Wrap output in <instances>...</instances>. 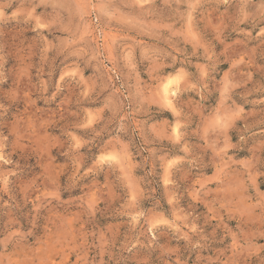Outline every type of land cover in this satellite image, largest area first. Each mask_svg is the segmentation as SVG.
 Here are the masks:
<instances>
[{"label": "clouds", "instance_id": "1", "mask_svg": "<svg viewBox=\"0 0 264 264\" xmlns=\"http://www.w3.org/2000/svg\"><path fill=\"white\" fill-rule=\"evenodd\" d=\"M53 149L67 163L51 169ZM105 170L124 191L119 243L84 227L100 209L71 198L84 177L110 190ZM12 177L16 207L32 208L27 227L0 226V264H41L38 230L66 227L59 209L73 205L79 264H152L157 249L161 264H264V0H0V200ZM41 177L48 190L30 201Z\"/></svg>", "mask_w": 264, "mask_h": 264}, {"label": "rangeland", "instance_id": "2", "mask_svg": "<svg viewBox=\"0 0 264 264\" xmlns=\"http://www.w3.org/2000/svg\"><path fill=\"white\" fill-rule=\"evenodd\" d=\"M49 39L51 37L49 36ZM104 39H108L107 30L105 31ZM36 58H33L35 61ZM60 68L63 69V64L60 65ZM25 69H21L24 71ZM85 75H92L91 72H86ZM60 71H57L55 74V79H59ZM37 78L35 75L32 77V83L36 84ZM24 83H27L24 81ZM12 87V81L10 80L8 84L4 86L5 90H8ZM31 87V85H29ZM73 85L70 82H65L64 91L63 93L57 98L56 103L58 104L60 100L64 99L66 95L69 94V89L72 88ZM102 105L99 102L93 103L90 105V108L96 109L101 107ZM37 107L45 108L43 101L37 102ZM24 111V104L23 102L15 105L10 110V117H14L17 113H22ZM111 139L110 136H105L104 141ZM100 145L97 146L96 149L93 151H98ZM109 155L118 157L116 152H110ZM52 155L56 157L55 160L51 161V164H48L45 161V165L51 169L57 168L67 163L66 160L60 158L57 154V150H52ZM139 159V157H137ZM36 157L33 156L30 160V164H35ZM44 171V168L40 166H36L32 169V171L27 172L23 180L25 182L32 179L33 176H39L40 173ZM142 173H137V175H141ZM12 183L9 185L10 191L8 193H4L2 195V200H0V226L7 225L10 220H15L19 222V225L22 227H27V214L29 210L32 208L31 202L22 208L16 207L18 202H22L23 200V193L20 191V180L16 177L10 178ZM156 180H159L161 183L163 182L162 175L160 177H156ZM108 181H113L111 185H108ZM59 182L61 184H65L67 182V176L61 174L59 176ZM46 181L43 180V177L36 181V184L40 186L39 190L37 191H30L29 199L34 200L36 197L40 196L42 192L47 191L48 189L45 187ZM94 180L91 176L84 177L80 181L76 183L75 189L72 193L73 199L78 198H85L88 203L94 204L95 207L100 209L97 212L96 223L94 225H84L89 231H95L97 233H103L105 235H112L115 234L117 237V243L124 239V234L126 233L127 226H128V218L122 213L116 211L123 203V199L121 197L124 196V191L116 185L114 182V178L108 175L107 170H105L101 176L99 177V183L101 186H108L110 190H106L103 193L98 192L95 188H89L90 184H93ZM156 186L155 184L153 185ZM261 191H264V183L260 185ZM160 191V189H158ZM128 196L134 197L135 192L130 191ZM68 196H63L62 199H69ZM182 205L185 207L186 202L181 201ZM144 207L150 208L151 205L145 201ZM165 207H167L165 205ZM199 212L203 213L206 211L203 205H200L197 209ZM79 209L77 206L73 205L70 208L61 207L59 209V213L64 214L66 217V227L58 225L57 223H49L47 226V230L43 227L38 230V235L40 236V246L43 249V254L40 257L41 264H79L78 256L76 252L71 251L72 244L70 243L71 240L75 239V230L81 227L80 224L76 223L74 217L78 213ZM44 216H47L48 213L44 212ZM46 223V221L42 220V224ZM225 223L227 224L228 228L232 230L233 233H236L238 225L241 223V217L239 214H234L233 218L228 219L227 216L225 217ZM168 239L167 236L160 237V243H165ZM231 239L228 240V243H231ZM173 246H176V241L171 242ZM258 243L264 244V240L258 241ZM179 246H183V241L180 242ZM140 246L137 245L136 248ZM221 248L223 245L220 246ZM136 248L133 249L132 253H126V255L131 256L133 253L136 252ZM150 250L140 249L141 253L147 254ZM89 258L95 255V249H89L87 252ZM15 259V258H14ZM149 259L152 261V264H161V256L159 250L150 251ZM191 259H195L194 256ZM252 264H255V258L253 259Z\"/></svg>", "mask_w": 264, "mask_h": 264}]
</instances>
